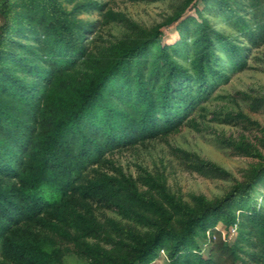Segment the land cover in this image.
Wrapping results in <instances>:
<instances>
[{
  "label": "trees",
  "instance_id": "obj_1",
  "mask_svg": "<svg viewBox=\"0 0 264 264\" xmlns=\"http://www.w3.org/2000/svg\"><path fill=\"white\" fill-rule=\"evenodd\" d=\"M216 4L250 42L264 43V0ZM73 15L58 0H0V264H62L49 252L41 229L62 234L64 226H73L77 244L96 237L90 216L62 205L81 199L123 207L129 188L128 180L116 175L87 176L90 167L105 162L109 152L180 128L225 78L218 47L233 69L246 65V48L206 19L183 24L187 36L171 45L161 43L157 29L112 43L97 55L88 44L96 25ZM180 17L177 13L170 21ZM18 35L35 45L21 44ZM7 44H18L25 55ZM260 182L264 163L253 166L246 181L220 200L187 207L180 228L166 220L147 236L133 234L130 255L105 262L90 247L92 264H152L161 251L168 264H237L241 253L264 264V213L252 203ZM134 195L160 215L168 214ZM219 219L228 233L237 225L252 250L229 242L216 229Z\"/></svg>",
  "mask_w": 264,
  "mask_h": 264
},
{
  "label": "rangeland",
  "instance_id": "obj_2",
  "mask_svg": "<svg viewBox=\"0 0 264 264\" xmlns=\"http://www.w3.org/2000/svg\"><path fill=\"white\" fill-rule=\"evenodd\" d=\"M58 1L74 12V18L96 25L88 44L97 55L112 43L129 41L157 29L161 32V43L171 45L187 36L180 28L183 24L188 26L192 19L208 20L225 38L246 48L242 50L246 65L233 69L218 47L225 78L190 110L180 128L109 152L105 162L91 166L86 172L89 177L104 172L128 180L126 206L101 205L81 199L65 201L62 205L67 212L90 216L96 237H86L77 244L73 226H64L62 234L41 229L50 242L49 252L62 264H92L90 247L105 262H111L132 254L133 234L147 236L156 224L166 220L180 228L182 213L187 207H200L202 200L210 203L220 200L237 183L246 181L253 166L264 163V43L250 42L229 23L216 0H194L190 5H186L187 0ZM94 4L100 8H91ZM177 13H181L180 19L171 22ZM15 39L27 46L35 45L32 39L20 35ZM7 48L20 55L26 53L18 44H7ZM182 56L178 57L180 62H184ZM255 192L252 203L264 213V182L257 185ZM134 194L156 202V207L168 214L160 215L155 206L141 204ZM233 210L243 221L238 213L240 209L235 206ZM224 227L223 219H219L216 229L223 230L222 235L228 236L229 242L237 240L245 250H252L242 242L237 225L229 233ZM209 247L210 244L205 247V254ZM160 254L152 264H168L165 252ZM237 264L261 263L241 253Z\"/></svg>",
  "mask_w": 264,
  "mask_h": 264
}]
</instances>
